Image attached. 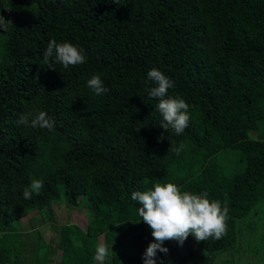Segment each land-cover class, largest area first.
Wrapping results in <instances>:
<instances>
[{
  "label": "trees",
  "instance_id": "obj_1",
  "mask_svg": "<svg viewBox=\"0 0 264 264\" xmlns=\"http://www.w3.org/2000/svg\"><path fill=\"white\" fill-rule=\"evenodd\" d=\"M53 39L83 49L86 62L44 64ZM152 68L174 81L168 96L189 105L180 135L159 127L155 84L145 83ZM92 75L106 94L87 87ZM38 111L54 131L17 123ZM259 121L264 0H0V262L21 217L36 210L48 223L62 203L85 221L58 225L56 264H98L100 243L115 253L103 264H143L153 237L131 194L173 183L227 206L226 234L166 241L157 264H233L242 251L264 264V218L252 214L264 199V139L235 131ZM174 142L184 144L178 156L168 151ZM33 179L44 187L24 199ZM45 258L35 253L36 264Z\"/></svg>",
  "mask_w": 264,
  "mask_h": 264
},
{
  "label": "clouds",
  "instance_id": "obj_2",
  "mask_svg": "<svg viewBox=\"0 0 264 264\" xmlns=\"http://www.w3.org/2000/svg\"><path fill=\"white\" fill-rule=\"evenodd\" d=\"M50 60L68 69L69 66L85 63L86 56L84 50L78 46L68 42L57 43L53 39L48 42L43 53V63L50 64ZM149 81L155 86L149 89L148 96L158 99L156 109L162 116L159 127L165 131L171 128L176 135L182 134L190 120L189 105L181 98L168 96V90L175 86L174 81L158 69L152 68L147 72L145 83ZM87 87L96 96L104 95L109 91L104 87L100 75H92L87 81ZM17 123L52 132L56 121L44 111H38L35 114L32 112L22 114ZM159 139L163 140L164 136L161 135ZM183 149L182 142L179 146H175L174 142L169 146L168 151L178 156ZM43 187L42 180L33 179L24 187L23 198L31 199L33 193L40 195ZM131 199L140 205L137 208L140 221L149 227L153 237V242L148 244L142 255L143 264H157L158 252L167 255L169 250L163 247L166 241H175L182 246L189 236L199 243L210 237L219 240L226 234L229 209L227 206L222 208L219 200L210 201L207 192L200 194L181 192L173 183L164 185L156 183L150 190L132 192ZM77 246H79L78 242ZM110 252L115 254L106 244L100 243L96 248L94 259L98 264H103Z\"/></svg>",
  "mask_w": 264,
  "mask_h": 264
},
{
  "label": "rangeland",
  "instance_id": "obj_3",
  "mask_svg": "<svg viewBox=\"0 0 264 264\" xmlns=\"http://www.w3.org/2000/svg\"><path fill=\"white\" fill-rule=\"evenodd\" d=\"M235 131L238 136L250 137L257 139H264V122L259 121L256 130L244 131L243 128L236 126ZM264 210V199L258 203L255 211H253V217L256 220L260 217L264 218L262 211ZM50 221L48 223L41 222L39 214L36 210H30L25 216L19 219L18 232H10L8 235L9 246L5 251V259L0 264H36L35 253L38 255L46 253L44 264H56L60 260V252L56 249V233L58 225L68 224L70 222H77L84 224L85 216L84 211L78 207H64L62 203L52 207L50 210ZM22 238V240H21ZM24 246V252L20 245ZM21 250V251H20ZM44 250V251H43ZM263 254L264 258V232L262 250L258 255ZM235 258L239 261H234L233 264H258L252 261L251 255L245 251L241 254L234 253ZM226 256V255H224Z\"/></svg>",
  "mask_w": 264,
  "mask_h": 264
}]
</instances>
